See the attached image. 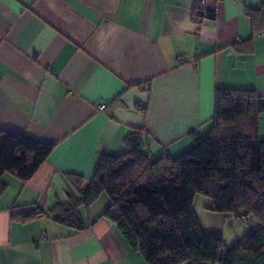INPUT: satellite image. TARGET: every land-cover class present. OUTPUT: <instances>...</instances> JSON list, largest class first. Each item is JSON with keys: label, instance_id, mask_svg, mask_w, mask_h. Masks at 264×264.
<instances>
[{"label": "crops", "instance_id": "1", "mask_svg": "<svg viewBox=\"0 0 264 264\" xmlns=\"http://www.w3.org/2000/svg\"><path fill=\"white\" fill-rule=\"evenodd\" d=\"M263 3L0 0V132L56 144L30 180L4 177L0 264H148L101 218L107 195L82 208L81 231L48 214H14L69 201L77 187L68 176L88 184L100 158L124 152L135 129L151 156H179L193 133L210 129L219 88L264 97V19H253ZM259 133L264 138V115ZM210 206L197 196L202 226L219 231L217 215L231 216Z\"/></svg>", "mask_w": 264, "mask_h": 264}, {"label": "trees", "instance_id": "2", "mask_svg": "<svg viewBox=\"0 0 264 264\" xmlns=\"http://www.w3.org/2000/svg\"><path fill=\"white\" fill-rule=\"evenodd\" d=\"M256 11L255 23L264 19V3ZM204 16L197 12L195 19ZM263 115L264 97L256 89L219 88L210 129L193 133L192 145L179 156H151L143 131L135 129L125 138L124 152L100 158L88 184L82 176H68L77 187L69 201L14 218L27 221L44 213L81 231L88 227L82 208L105 194L110 203L101 218L113 222L148 264H264ZM55 146L24 133L0 132V197L6 174L30 180ZM197 196L209 198L214 213L246 224L255 219L257 225L227 245L222 232L202 226Z\"/></svg>", "mask_w": 264, "mask_h": 264}, {"label": "rangeland", "instance_id": "3", "mask_svg": "<svg viewBox=\"0 0 264 264\" xmlns=\"http://www.w3.org/2000/svg\"><path fill=\"white\" fill-rule=\"evenodd\" d=\"M104 196L106 195L104 194ZM198 205V209L199 211H201V205ZM222 216L223 215H217L215 219L217 223L216 229H219V231L224 234L227 245L233 244L236 239H238L239 237L244 235L248 230L252 229L257 225V221L255 219H252L248 224H246L241 223L236 217L231 216L227 217L228 219H225V217Z\"/></svg>", "mask_w": 264, "mask_h": 264}, {"label": "built area", "instance_id": "4", "mask_svg": "<svg viewBox=\"0 0 264 264\" xmlns=\"http://www.w3.org/2000/svg\"><path fill=\"white\" fill-rule=\"evenodd\" d=\"M106 106H107V105H106L105 103H103V104L100 105V109H101V110H104V109L106 108Z\"/></svg>", "mask_w": 264, "mask_h": 264}]
</instances>
